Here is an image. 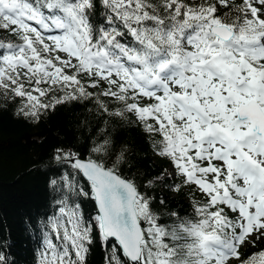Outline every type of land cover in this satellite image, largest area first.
Masks as SVG:
<instances>
[{
    "label": "snow or ice",
    "instance_id": "snow-or-ice-1",
    "mask_svg": "<svg viewBox=\"0 0 264 264\" xmlns=\"http://www.w3.org/2000/svg\"><path fill=\"white\" fill-rule=\"evenodd\" d=\"M0 96L21 98L19 114L36 121L95 100L158 135L157 154L205 199L159 211L166 202L117 167L126 147L110 163L112 130L100 129L94 156L57 149L75 171L58 215L37 225L39 264H86L93 229L104 264H264V249L240 251L264 238V0H0ZM89 194L97 214L86 219Z\"/></svg>",
    "mask_w": 264,
    "mask_h": 264
},
{
    "label": "trees",
    "instance_id": "trees-1",
    "mask_svg": "<svg viewBox=\"0 0 264 264\" xmlns=\"http://www.w3.org/2000/svg\"><path fill=\"white\" fill-rule=\"evenodd\" d=\"M22 106L19 97L13 100L0 96V250L9 264H39L42 235L37 225L53 214L58 215L57 202L63 191L59 185L64 176L75 171L70 162L55 159L57 149L94 156L90 150L100 129L112 130L115 152L110 163L126 147L125 159L117 167L136 182L142 193L155 198L156 207L159 200L166 202L168 208L159 211L187 214L194 211L196 202H205L195 185H184L183 176H172L171 161L158 155L153 147L154 141L160 139L158 135L151 137L136 122L129 124L110 118L99 110L95 100L57 105L38 121L21 116ZM113 106L118 107L114 103ZM159 175L163 179H157ZM77 179L90 193L87 181L82 176ZM52 180L58 184L52 185ZM78 202L86 219L97 214L96 202L90 194L80 196ZM93 238L86 264H104L105 251L95 229ZM261 249L264 242L260 239L256 247L247 243L240 251L248 256Z\"/></svg>",
    "mask_w": 264,
    "mask_h": 264
},
{
    "label": "rangeland",
    "instance_id": "rangeland-1",
    "mask_svg": "<svg viewBox=\"0 0 264 264\" xmlns=\"http://www.w3.org/2000/svg\"><path fill=\"white\" fill-rule=\"evenodd\" d=\"M170 173L172 174V176L176 177L177 174L175 173V170L173 168V165L170 166ZM177 178V177H176ZM261 240L264 242V238H261ZM247 244V242L245 243Z\"/></svg>",
    "mask_w": 264,
    "mask_h": 264
},
{
    "label": "built area",
    "instance_id": "built-area-1",
    "mask_svg": "<svg viewBox=\"0 0 264 264\" xmlns=\"http://www.w3.org/2000/svg\"><path fill=\"white\" fill-rule=\"evenodd\" d=\"M157 179H163V175H159Z\"/></svg>",
    "mask_w": 264,
    "mask_h": 264
},
{
    "label": "water",
    "instance_id": "water-1",
    "mask_svg": "<svg viewBox=\"0 0 264 264\" xmlns=\"http://www.w3.org/2000/svg\"><path fill=\"white\" fill-rule=\"evenodd\" d=\"M80 158H82V159H86V158H88V157H84V156H80ZM125 176V175H124ZM126 177V176H125Z\"/></svg>",
    "mask_w": 264,
    "mask_h": 264
}]
</instances>
